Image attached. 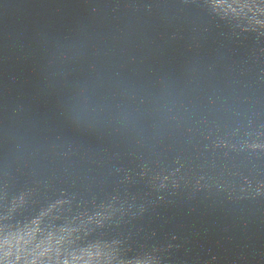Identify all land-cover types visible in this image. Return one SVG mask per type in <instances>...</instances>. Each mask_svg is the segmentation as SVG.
<instances>
[{
    "label": "water",
    "instance_id": "95a60500",
    "mask_svg": "<svg viewBox=\"0 0 264 264\" xmlns=\"http://www.w3.org/2000/svg\"><path fill=\"white\" fill-rule=\"evenodd\" d=\"M6 238L16 264H264V27L218 0H0Z\"/></svg>",
    "mask_w": 264,
    "mask_h": 264
},
{
    "label": "clouds",
    "instance_id": "9594fccd",
    "mask_svg": "<svg viewBox=\"0 0 264 264\" xmlns=\"http://www.w3.org/2000/svg\"><path fill=\"white\" fill-rule=\"evenodd\" d=\"M220 7L226 12H231L234 15L243 17L244 22L248 26H260L264 27V11L256 10L254 11L252 7H233V4L229 3L228 0H218ZM261 4H264V0H260ZM15 202L13 201V204ZM10 241L6 238L2 244H0V264H16V261L20 260L19 255L15 256L14 259H10ZM34 264V261H33ZM64 264H69V261L66 259ZM84 264H91V261L85 260ZM96 264H99V261H96ZM118 264H125L124 260H118ZM128 264H132L131 261H128ZM138 264V262H137Z\"/></svg>",
    "mask_w": 264,
    "mask_h": 264
}]
</instances>
